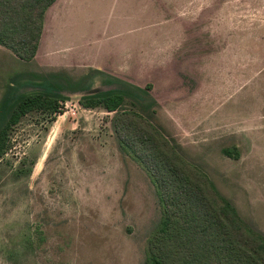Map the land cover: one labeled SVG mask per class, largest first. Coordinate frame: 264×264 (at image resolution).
Instances as JSON below:
<instances>
[{
  "label": "rangeland",
  "instance_id": "rangeland-1",
  "mask_svg": "<svg viewBox=\"0 0 264 264\" xmlns=\"http://www.w3.org/2000/svg\"><path fill=\"white\" fill-rule=\"evenodd\" d=\"M92 69L149 85L155 124L264 235V0H58L33 60L0 46V99L33 74ZM110 88L95 76L87 92ZM63 93L53 120L14 126L0 161V264H143L153 186L118 149L112 113Z\"/></svg>",
  "mask_w": 264,
  "mask_h": 264
},
{
  "label": "trees",
  "instance_id": "trees-1",
  "mask_svg": "<svg viewBox=\"0 0 264 264\" xmlns=\"http://www.w3.org/2000/svg\"><path fill=\"white\" fill-rule=\"evenodd\" d=\"M56 1L0 0V46L21 61L33 60L44 15ZM95 76L111 88L87 92ZM19 85L32 90L21 93L12 82L0 99V161L24 116L41 112L53 120L68 99L64 91L81 93L83 108L112 113L118 149L144 169L153 186L159 219L147 237L143 264H264V235L240 218L210 177L153 121L156 102L149 85L140 88L98 69L78 78L64 72L33 74ZM34 163L18 166L14 175L28 177Z\"/></svg>",
  "mask_w": 264,
  "mask_h": 264
},
{
  "label": "crops",
  "instance_id": "crops-1",
  "mask_svg": "<svg viewBox=\"0 0 264 264\" xmlns=\"http://www.w3.org/2000/svg\"><path fill=\"white\" fill-rule=\"evenodd\" d=\"M58 1V0H57Z\"/></svg>",
  "mask_w": 264,
  "mask_h": 264
}]
</instances>
